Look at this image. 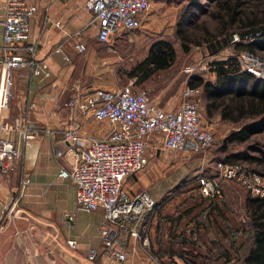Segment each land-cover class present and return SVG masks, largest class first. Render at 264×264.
I'll return each instance as SVG.
<instances>
[{"label":"built area","instance_id":"obj_1","mask_svg":"<svg viewBox=\"0 0 264 264\" xmlns=\"http://www.w3.org/2000/svg\"><path fill=\"white\" fill-rule=\"evenodd\" d=\"M160 0H86L84 9L96 19V42L113 49L114 43L124 32H133L142 25L144 16ZM4 15L2 44L0 47V173L8 175L20 151L11 140L18 133L24 143H31L39 136L32 129H22V117L12 121L4 118L8 111L11 73L13 70H29L36 78L48 79L50 69L45 61L35 60L34 49L24 58L14 54L16 47L27 44L31 35V20L38 7L25 0H0ZM54 26L63 30L61 22ZM259 35L244 39L253 42ZM242 40L233 36L231 43ZM243 42V41H242ZM85 46L76 45L83 53ZM115 51V50H113ZM57 52H61L60 49ZM240 71L264 79V62L244 52L236 57ZM69 62V58L64 56ZM192 70L189 69L188 72ZM131 81L124 87L112 90L85 88L74 82L64 109L70 113L69 127L64 130V151L56 153L65 157L69 170H60L58 178L69 180L74 188L75 208L79 212L101 213L103 224L98 230L100 249H90L87 264H161L157 256L150 253L149 217L158 207L154 197L146 191L131 192L127 188L128 178L141 172L148 164L149 150L178 152L185 158L205 151L213 143V135L201 124L199 88L185 86L181 101L174 110L157 106L144 90L135 91ZM60 118V113L53 114ZM83 119L106 127L105 131L85 129ZM150 142L152 144H150ZM211 175H200L197 186L204 198L217 196L223 182H236L254 196L264 197V175L242 165H214ZM30 184L25 177L22 189ZM17 200H9L0 211L4 217L15 216ZM128 238L140 247L127 248ZM68 245L74 247V241Z\"/></svg>","mask_w":264,"mask_h":264},{"label":"crops","instance_id":"obj_2","mask_svg":"<svg viewBox=\"0 0 264 264\" xmlns=\"http://www.w3.org/2000/svg\"><path fill=\"white\" fill-rule=\"evenodd\" d=\"M25 1L35 4L38 12L30 22L29 42L18 45L13 53L28 58V49L33 48V57L47 63L51 76L48 79L36 78L24 69L13 70L11 73L12 93L4 118L12 121L22 117V129L30 128L39 137L26 144L18 133L10 136L18 146L20 158L6 175V186L0 183V211L9 200H17L18 214L4 217L0 221V264H87L88 251L100 249L98 230L103 224V218L101 213H94L99 221L91 224L78 217L83 212L75 208L73 186L69 180L58 178L59 171L69 170L70 164L65 157H57L56 153L64 151L67 146L63 141V133L69 127L71 115L64 109V104L72 84L78 81L87 89L102 88L98 86L99 74L104 68L94 45H99L95 38L96 19L85 11L86 0ZM3 15L4 10L0 4V23ZM145 16L141 27L135 30L137 32L121 34L127 35L123 42L126 39L132 42L131 37L138 40L149 36L150 25L156 19L155 15ZM55 21L63 24V30L54 26ZM91 28L93 35L89 37L86 32ZM2 32L0 25V47ZM120 39L121 36L116 42ZM161 40L150 43L146 55L150 46ZM79 44L86 47L83 53L76 49ZM58 49L61 52H57ZM64 56L70 61H65ZM90 75L92 80L88 84ZM160 104L161 108H167ZM55 113H60L61 117H53ZM81 121L86 130L102 132L106 129L92 119ZM170 153L180 155L174 151L158 152L150 149L148 164H167ZM25 177L30 180V184L23 190ZM135 186L136 183H133L127 188L137 192ZM151 232L149 227L150 246L153 245ZM69 241H74V247L68 245ZM126 247H135L142 255L133 239L128 238ZM149 250L152 253V248Z\"/></svg>","mask_w":264,"mask_h":264},{"label":"rangeland","instance_id":"obj_3","mask_svg":"<svg viewBox=\"0 0 264 264\" xmlns=\"http://www.w3.org/2000/svg\"><path fill=\"white\" fill-rule=\"evenodd\" d=\"M239 2L242 3V18H255L264 22V0ZM199 3L205 11L199 13L194 10L192 16L187 13V0L155 2L145 16L155 15L156 19L150 25L149 36L136 40L130 35L132 42H128V39L123 42L127 36L123 34L119 42H116L117 39L115 41L116 52L92 42L104 68L99 74L98 86L112 90L128 85L131 81L127 73L143 60L149 44L158 39L172 44L177 55L176 62L169 70L156 73L142 86L134 85L135 91L144 90L157 106L162 107L161 102L167 107L164 109L174 110L181 101V91L188 85L190 77L197 75L213 82L210 66L217 61L236 59L242 53L235 52L233 43L224 45L215 55L210 54L205 44H190L187 53L182 51L176 33L179 26L196 41L203 40L204 29L211 33H217L220 29V22L210 16L217 12L216 3L211 1L207 4L202 0ZM184 21L188 23L183 25ZM86 33L92 37V28ZM219 40L222 38L219 37ZM254 56L264 62V50H258ZM189 69L192 71L188 72ZM91 80L90 75L88 84ZM12 84L11 78L8 104ZM200 115L202 128L208 129L213 135V143L209 148L189 158L170 153L169 163L163 165L151 162L141 172L128 178L125 186L136 183L134 190L146 191L157 201V210L149 218L153 243L150 248L155 251L150 253L153 256L160 255L164 264H226L225 253L231 257L229 264H237L252 242L245 208L248 193L236 182H223L219 195L204 198L197 189V179L200 175H211L214 165L222 162L226 155L238 151L257 158L264 157V133L256 135L245 145L225 146V139L237 130V126L221 121L216 114L208 117L204 105L201 106ZM6 181L7 176L0 173L3 187ZM78 217L91 224L99 221L94 214L80 213Z\"/></svg>","mask_w":264,"mask_h":264},{"label":"trees","instance_id":"obj_4","mask_svg":"<svg viewBox=\"0 0 264 264\" xmlns=\"http://www.w3.org/2000/svg\"><path fill=\"white\" fill-rule=\"evenodd\" d=\"M187 1V13L189 15L193 16L194 10L199 13L205 11L199 0ZM202 1L207 2V4L211 1L216 3L217 12L210 16L220 22V29L217 33H211L204 29L202 31L203 40L196 41L191 34L186 33L179 26L176 33L183 52L189 51L190 44L196 46L205 44L210 54L215 55L224 45L232 44L231 36L233 33L243 41L234 44L236 53L247 52L254 55L258 50H264V22L262 20L257 21L255 18H242V3L239 0ZM183 23L186 25L188 21ZM255 34L259 35V39L253 42L244 41L246 37ZM219 37L222 40H219ZM176 58V51L172 44L163 40L154 42L146 57L127 73V77L130 81H134L135 86H142L156 73L169 70L175 64ZM210 73L214 77L213 82L196 75L190 77L188 85L200 89V106L204 105L208 117L216 114L221 121L237 126V130L225 139V146L230 144L245 145L256 135L264 133V79L241 72L240 65L234 58L214 62L210 66ZM222 163L242 165L251 171L264 175V157L257 158L238 151L226 155ZM256 167L261 168V170L255 169ZM245 208L251 228L252 242L237 264H264V197L248 193ZM156 210L157 208L151 215ZM153 252L155 251L152 250ZM157 256L160 257L159 260L162 264V257ZM225 262L226 264L231 262V257L227 253H225Z\"/></svg>","mask_w":264,"mask_h":264}]
</instances>
